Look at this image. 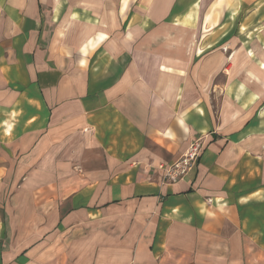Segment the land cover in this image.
Masks as SVG:
<instances>
[{
    "label": "crops",
    "instance_id": "crops-1",
    "mask_svg": "<svg viewBox=\"0 0 264 264\" xmlns=\"http://www.w3.org/2000/svg\"><path fill=\"white\" fill-rule=\"evenodd\" d=\"M66 1L0 0V264H264V8Z\"/></svg>",
    "mask_w": 264,
    "mask_h": 264
},
{
    "label": "rangeland",
    "instance_id": "rangeland-1",
    "mask_svg": "<svg viewBox=\"0 0 264 264\" xmlns=\"http://www.w3.org/2000/svg\"><path fill=\"white\" fill-rule=\"evenodd\" d=\"M242 1H243V6H242ZM128 2H129V0L123 1V11L126 9ZM252 2L254 4H252ZM54 4H55V6L57 5L56 3H54ZM93 4L96 8V5H98V1L94 0ZM257 5H259V6H257ZM55 6H54V8H55ZM82 6L83 5H81V7H80V2H78L76 0H69V1H66V4L61 8V10H63V12H64V17H68V15H70V13L73 12V13H75V17L80 16L82 18V15H84V16L87 15L85 12H82V10L83 11L85 10V8ZM76 8L80 9L81 10L80 12L83 14L81 15L80 13L76 12ZM187 8H188V6H185V4L183 5L182 3H179L177 7L175 6V8H173L174 9V15L172 16V19H171V21H169V23L173 22L174 18L176 17L175 15H177V13L182 14V11L187 9ZM242 8H243V10L245 9L244 17H246V15L253 14V13L257 12L258 10L263 9L264 8V0H258L257 2H254V0H203L201 3V8H200L199 16H198V21H197L198 31L195 34V36L193 34H190L189 35L190 40L187 38V41H189V42L194 41L193 44H208L207 39L209 37L216 38L217 36H218L219 40H221L222 37H225V33H223V31L220 32L222 26L224 25V23L226 21H228L229 18H231L230 20L235 21L236 17L239 16V12ZM255 9H258V10L256 11ZM230 10H232L231 15H230L231 17L226 16L228 11L230 13ZM93 11L94 10H91L90 14ZM89 22H91V21L89 20ZM205 22L208 23L207 28L206 27L204 28ZM175 23H178V22H175ZM221 24H223V25H221ZM260 27H261L260 33L254 34V36H252L249 39V41H255V42L258 41V39H259L258 36H260V40L264 41V25L260 24ZM215 29L217 31L219 30V32L216 33ZM240 30H241V28H240ZM244 30L245 29L243 28L241 30V32H243ZM227 33H228L227 35L230 36V33L229 32H227ZM156 34H157V32H155L154 35H156ZM237 34H238L237 32H234L231 35H233V38H238ZM187 35H188V33H187ZM175 36H176V34H175ZM223 40H225V38H223Z\"/></svg>",
    "mask_w": 264,
    "mask_h": 264
},
{
    "label": "built area",
    "instance_id": "built-area-1",
    "mask_svg": "<svg viewBox=\"0 0 264 264\" xmlns=\"http://www.w3.org/2000/svg\"><path fill=\"white\" fill-rule=\"evenodd\" d=\"M204 143L201 139L194 141L188 150L175 162L162 165L160 169L163 173V182L176 184L184 180L189 172L195 168L203 154Z\"/></svg>",
    "mask_w": 264,
    "mask_h": 264
}]
</instances>
